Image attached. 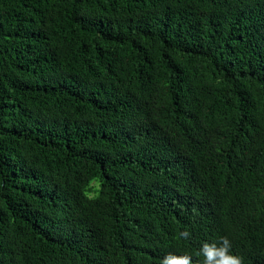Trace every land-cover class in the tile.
I'll return each mask as SVG.
<instances>
[{"label":"trees","instance_id":"obj_1","mask_svg":"<svg viewBox=\"0 0 264 264\" xmlns=\"http://www.w3.org/2000/svg\"><path fill=\"white\" fill-rule=\"evenodd\" d=\"M220 236L264 264V0H0V264Z\"/></svg>","mask_w":264,"mask_h":264},{"label":"clouds","instance_id":"obj_2","mask_svg":"<svg viewBox=\"0 0 264 264\" xmlns=\"http://www.w3.org/2000/svg\"><path fill=\"white\" fill-rule=\"evenodd\" d=\"M191 235L188 230L179 233L183 240H189ZM197 255L200 264H245V257L233 251L232 242L227 236L203 242ZM161 264H194V260L188 252L179 255L170 253L162 259Z\"/></svg>","mask_w":264,"mask_h":264}]
</instances>
